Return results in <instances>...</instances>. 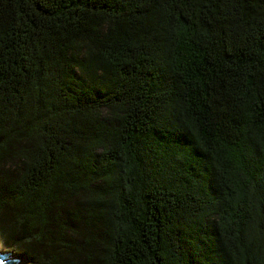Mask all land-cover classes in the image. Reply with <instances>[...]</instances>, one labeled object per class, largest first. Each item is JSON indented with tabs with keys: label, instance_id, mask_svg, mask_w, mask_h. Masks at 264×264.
Listing matches in <instances>:
<instances>
[{
	"label": "trees",
	"instance_id": "obj_1",
	"mask_svg": "<svg viewBox=\"0 0 264 264\" xmlns=\"http://www.w3.org/2000/svg\"><path fill=\"white\" fill-rule=\"evenodd\" d=\"M0 239L264 264V0H0Z\"/></svg>",
	"mask_w": 264,
	"mask_h": 264
},
{
	"label": "water",
	"instance_id": "obj_2",
	"mask_svg": "<svg viewBox=\"0 0 264 264\" xmlns=\"http://www.w3.org/2000/svg\"><path fill=\"white\" fill-rule=\"evenodd\" d=\"M12 255H13L12 251H1L0 250V261H2L3 264H18L19 259L11 258Z\"/></svg>",
	"mask_w": 264,
	"mask_h": 264
},
{
	"label": "rangeland",
	"instance_id": "obj_3",
	"mask_svg": "<svg viewBox=\"0 0 264 264\" xmlns=\"http://www.w3.org/2000/svg\"><path fill=\"white\" fill-rule=\"evenodd\" d=\"M0 250H1V251H12V252H13V255H12L11 258H18V257L16 256L17 251H16L15 249H13V248H8V247H6V246L2 243L1 239H0ZM18 259H19V258H18ZM18 264H26V262H25V261L23 262V261H21V260L19 259Z\"/></svg>",
	"mask_w": 264,
	"mask_h": 264
},
{
	"label": "snow or ice",
	"instance_id": "obj_4",
	"mask_svg": "<svg viewBox=\"0 0 264 264\" xmlns=\"http://www.w3.org/2000/svg\"><path fill=\"white\" fill-rule=\"evenodd\" d=\"M0 264H3V262H2V261H0Z\"/></svg>",
	"mask_w": 264,
	"mask_h": 264
}]
</instances>
